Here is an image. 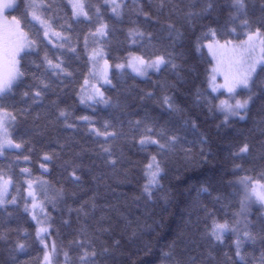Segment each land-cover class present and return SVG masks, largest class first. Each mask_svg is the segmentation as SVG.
<instances>
[{
	"label": "trees",
	"instance_id": "1",
	"mask_svg": "<svg viewBox=\"0 0 264 264\" xmlns=\"http://www.w3.org/2000/svg\"><path fill=\"white\" fill-rule=\"evenodd\" d=\"M43 2L53 5L45 15L53 23L55 31H60L61 25L73 24L68 0ZM121 2L125 5L124 14L117 19L105 6V0H87L93 15L95 8L101 7L103 18L111 27L106 52L109 75L115 87L105 86L102 91L111 98L113 107L83 106L78 100L80 88L89 72L84 34L93 26L87 23L73 24L70 34L74 44L79 38L78 50L74 54L47 44L40 27L31 22L28 30L32 38H36L39 31V39L43 43L40 56L28 55L21 61L25 77L6 105L16 116L10 133L16 143H21V149L8 150L0 155V170L13 176L8 199L16 197L18 204V207L8 206L11 216L0 210V235L4 237L0 239V264H41L44 257V248L36 239V226L23 210L24 201L28 199L25 180L29 177L21 173V168H28L32 179L47 181L50 195L60 188H64L66 193H76L75 197L67 195L55 206L51 202L46 204L51 224L47 243L51 250L54 245L59 257L64 256V262L65 252L69 253V259L75 264H78L79 256L82 255V251L70 246V242L77 238L78 229L84 221L82 218L78 220L75 211L69 213L68 209L78 208L93 197L98 205L96 217L106 213L110 220L105 226L108 223L112 225L111 234L101 235L96 240L97 251L104 246L112 249L113 242L119 241V247L113 250V254L106 261L98 257L97 264H176L189 257H195L199 262L209 251L203 233L211 226L213 219L220 223L227 222L230 227L237 221H248L254 226L252 231L257 234L264 225V204L253 198L249 205H244V184L241 183L246 177L251 178L252 182H264V160L260 159L261 144L264 143V125L261 123L264 121V111L261 110L264 100H255L246 120L232 118L230 123L225 124L224 114L215 108L224 95H214L208 88L212 62L204 48L202 52L195 49L197 38L209 29L218 31L221 42L234 38L228 32L232 27L227 7L230 0H216L217 9L192 24L185 21L184 15L188 11H199L202 0H170L169 7L163 13L155 7L157 0ZM17 4L20 9L6 13L9 17L19 16L24 11L25 0H17ZM172 4L177 5V8L173 9ZM262 4L264 0H248L253 21L260 16ZM138 6L149 13L151 19L146 21L142 14L138 15ZM168 22L174 23L183 33L182 41L175 47L176 53L184 54L176 61L181 65L179 76L170 67L150 72L145 78L116 69L117 63L127 62L130 53L147 58L153 51H171V42L162 30V25ZM132 27H139L145 32L142 43L133 44L129 41L127 34ZM149 33L152 34L151 45L155 47L149 44ZM207 42L201 40L202 44ZM44 45H47L54 62L55 57L61 56L72 76L61 80L47 73L46 78L52 86L42 103L33 105L31 100H25L23 93L34 90V86L38 85L34 74L35 77L44 74L43 68L37 69L35 66L40 63ZM197 91L211 100L212 111H209L207 104L196 102ZM165 96L172 98L179 112L170 113L167 110ZM246 96L247 93L242 91L238 98ZM53 101L71 113L70 122L76 125L75 129L57 127L54 130L48 125L45 112ZM26 108L29 109L27 113L23 111ZM80 117H88L91 124ZM137 120L144 122L140 128L133 127ZM185 120L189 121L186 129L183 127ZM106 121L112 125L107 131L119 133L114 140H110L113 153L120 160L116 170L106 167L98 156L104 137H97L90 131V128L105 131ZM192 122L196 124L195 129L191 127ZM146 125L154 127V137L162 128L169 132L180 129L181 142L163 154L157 145L141 146L138 141ZM245 143L249 145L250 152L242 158L234 155L239 153V148ZM62 144L65 145L63 148ZM46 152H55L59 156L47 162L43 160ZM24 156L29 157L28 161L23 160ZM153 156L163 162L165 175L160 181L163 187L154 189L149 200L143 195L145 167ZM69 159L82 161L92 169L89 171L85 167L78 173L81 176L79 187L70 182L62 167L64 161ZM42 163L47 164V171L41 168ZM65 220L70 223L65 224ZM88 224L89 233L92 234L95 225L91 220ZM235 239L236 234L228 231L222 243L213 242L212 264H232L235 259ZM18 241L25 243L26 247L23 252L14 253L12 249ZM243 252L248 264H256L264 252V243L259 235L255 242H246ZM166 253H170V256L166 257Z\"/></svg>",
	"mask_w": 264,
	"mask_h": 264
},
{
	"label": "snow or ice",
	"instance_id": "2",
	"mask_svg": "<svg viewBox=\"0 0 264 264\" xmlns=\"http://www.w3.org/2000/svg\"><path fill=\"white\" fill-rule=\"evenodd\" d=\"M69 4L73 24L79 25L87 23L93 26L84 34L83 42L89 64V72L84 83L90 87L91 91H86L82 86L80 102L82 104H88L89 106L104 105L105 107H113L111 98L106 97L104 91L101 90L105 86L115 87L109 75L110 65L106 52V45L111 31L110 24L103 18L101 7L97 6L95 8V14H92L91 6L87 3V0H69ZM169 4L170 0H157L155 7L159 12L163 13L169 7ZM105 6L110 8L113 17L117 19L122 18L125 5L121 0H105ZM171 6L173 9L177 8L175 4ZM52 7L53 5H46L43 0H26L24 11L19 16H12L7 31L5 32L0 29V155H3L8 150L21 149V143H16L9 131L11 125L16 121V116L6 105L10 96L14 94V90L23 82V78L25 77V71L22 68L21 61L28 55L36 54L40 56L43 41L39 39V31L37 32L36 38H32L28 30L31 22L34 21L40 25V28L43 30V38L47 41V44H52L54 48L61 50L67 49V51L74 54L77 53L79 38L77 37L76 43L74 44L73 37L70 34L73 31V24H68L67 26L61 25V30L55 31L53 23L45 15ZM217 7L216 0H202L199 11H188L185 13L184 19L187 23L192 24L196 19L211 15ZM227 7L230 23L232 24L228 32L234 38L224 39L223 43H221L218 31L209 29L208 32L198 37L195 43L197 52H202L203 48L207 47L215 61L211 69V75L209 76L211 92L217 93L218 90L223 89L228 94L227 100H221L218 105H215V108L224 114L225 124L230 123L233 117L246 120L255 100L257 98L264 100V4L261 5L260 16L255 21L250 18L248 0H230ZM19 9L20 5L15 0L0 2V18H4L9 11H18ZM136 12L138 15L142 14L146 21L151 19L149 13L144 12L142 7L138 6ZM29 17L31 21H29ZM162 30L166 32V38L171 42V51H153L147 58L144 55L130 53L127 64L117 63L115 65L116 69L122 70L127 67L137 76H144L150 69L159 72L170 67L179 76L181 65L176 61L181 59L184 54L182 52L176 53L175 47L182 41L183 33L172 22L162 25ZM127 35L131 43L137 44L145 40L146 34L139 27H132L128 30ZM241 35L243 38H241ZM209 36L211 37L210 40ZM52 37L56 38V42L53 41ZM147 39L150 46L155 47L151 45V33L147 34ZM201 40H208V43L202 44ZM257 52H259V55H257ZM5 62L7 64L6 70H4ZM35 66L37 69L43 68L44 74L40 77H35L34 74V79L38 80V85L34 86V90L25 91L23 97L25 100H31L33 105H39L42 103L48 89L52 86L51 82L46 78L47 73H51L57 79L61 80L65 77L70 78L72 73L65 67V62L61 59V56L55 57V62L50 58L47 45H44L40 63H36ZM218 76L223 78V83H217ZM93 80L95 83H90ZM242 91L246 92L247 96L246 98L238 99L237 97L240 96ZM150 96L151 94H149V98ZM195 96L198 104H207L209 111L213 110L211 100H208L203 93L197 91ZM232 100L235 103H231L230 101ZM164 105L170 113L180 111L171 97H164ZM28 110L26 108L23 111L27 113ZM261 110L264 111V105H262ZM38 118L39 116H37ZM45 118L47 119L48 125L54 130L57 127H62L66 130L76 128V125L70 122L71 113L66 108H60L56 101H53L51 107L46 110ZM80 119L91 124L88 117H80ZM129 123L132 124L131 121ZM143 123L137 120L134 122L133 127L140 128ZM261 123L264 125V121H261ZM188 126L189 121L185 120L183 127L186 129ZM104 127L105 131L103 132L96 128H90V131L95 133L97 137H104V142L100 146L98 156L103 159L106 167L116 170L120 165V160L114 155L110 140H114L119 133L116 131H107L109 127H112L107 121ZM191 127L193 129L196 128L195 122L191 123ZM154 132V127L146 125L138 143L141 146L147 144L157 145L160 153L163 154L173 150L181 142L180 129L169 132L167 129L162 128L156 133L155 137L153 136ZM262 134H264V127H262ZM57 143H59V140H57ZM64 146L62 144L61 148ZM249 152L250 147L245 143L239 148V153H234V155L242 158L243 155ZM58 156V153L46 152L43 155V160L51 162L58 158ZM78 156L79 154H77ZM19 159L20 157L17 156V160ZM28 159V156L23 157L24 161H28ZM260 159L264 160V143L261 144ZM40 166L47 171L46 163H42ZM62 167L67 172V177L70 182L76 187H79L81 176L78 173L88 166L84 165L82 161L78 162L77 159H69L64 161ZM88 170L91 171V167H88ZM20 171L29 177L25 180V183L27 184V197L31 199V204L28 203V199H25L23 210L37 223L36 239L45 247L44 264H54L53 258L56 254V249L53 247L52 253H49L47 244L45 243L46 236L51 228V224L49 223L50 217L45 211V205L51 202L55 206L56 203L63 201L67 195L75 197L76 193L74 191L66 193L64 188H60L56 189L50 195L47 181L32 179L28 168H21ZM146 174L149 180L144 186L143 195L151 200L154 194L153 190L163 187L160 183L165 175L163 162L153 156L147 165ZM94 179L99 178L94 177ZM241 183L244 184L246 189V201L250 202L255 198L256 201L264 204V183L252 182L251 178L247 177ZM250 183L252 187L248 191V185ZM12 185L13 176L10 173L0 170V210H3L9 216L12 213L8 211V206L18 207L16 197H12L11 200L8 199ZM41 196H43V199H41ZM97 208L96 198L93 197L90 201L83 202L78 208L73 209L69 207L68 209L69 213L75 211L78 220L82 218L84 221L78 229L77 238L70 242V246H75L82 251L78 264H97L98 257H103L106 261L113 254V250L119 247V241L117 240L113 242L112 249L104 246L97 251L96 240H99L101 235L111 234L112 231V225L110 223L105 226L110 220V217L106 213H102L97 218ZM37 210L44 214L43 218L38 215ZM206 215H210V213H206ZM90 220L95 225V230L92 234L89 233L88 221ZM64 223L69 224L70 221L65 220ZM253 227L248 221H237L230 227L227 222L220 223L213 219L211 226L207 227L203 233V239L209 245L207 256L199 262L195 257H189L186 261H177L176 264H212L211 246L213 242L222 243L224 234L228 231L236 234V239L233 242L235 246V259L232 261V264H248L243 252V246L246 242H255L257 235H259L261 242L264 243V225L261 226L259 234L252 231ZM2 238L4 237L0 235V239ZM25 247V243L18 241L12 251L14 253L23 252ZM64 255L65 264H75V262L69 259L68 252H65ZM165 256H170V253H166ZM256 264H264V252L261 253Z\"/></svg>",
	"mask_w": 264,
	"mask_h": 264
},
{
	"label": "rangeland",
	"instance_id": "3",
	"mask_svg": "<svg viewBox=\"0 0 264 264\" xmlns=\"http://www.w3.org/2000/svg\"><path fill=\"white\" fill-rule=\"evenodd\" d=\"M0 2H6V0H0ZM15 2L17 3V0H15ZM68 2H69V0H68ZM25 3H26V0H25ZM11 18L12 17H9L7 14H6V16L4 17V18H0V29H2L3 31H7V29H8V27L10 26V21H11ZM31 19V18H30ZM34 22V21H33ZM35 24H37L38 25V27H40V25L38 24V23H36V22H34ZM41 29V28H40ZM42 30V29H41ZM42 32H43V30H42ZM52 39H53V41H55L56 40V38L55 37H52ZM208 43V42H207ZM206 43V44H207ZM221 43H223V42H221ZM204 50L206 51V53H207V55H208V57L210 58V60H211V62H212V65H211V67H210V71H209V76L211 75V69H212V67L214 66V64H215V61L213 60V55H212V53H210L209 52V50H208V48L207 47H204ZM257 55H259V52H257ZM122 64H127V62L126 63H122ZM6 68H7V64H6V62H5V64H4V70H6ZM110 69V68H109ZM122 70H127V71H129V72H131V73H133L134 75H136L134 72H132V70L131 69H129V68H127V67H125L124 69H122ZM122 70H120V71H122ZM110 71V70H109ZM150 72H156L155 70H148V72L144 75V76H138V77H141V78H145V77H147L148 75H149V73ZM137 76V75H136ZM209 76H208V88H209V90L211 91V88L209 87ZM85 82V81H84ZM90 83H95V81L93 80V81H90ZM217 83H223V78L222 77H217ZM83 88L86 90V91H91V89H90V87H88L87 85H85V83H83ZM102 90V89H101ZM81 94H82V88H80V92H79V95H78V100H79V103L81 104V105H83V106H88V104H82L81 102H80V96H81ZM214 95H219V94H223L224 96L220 99V101L221 100H227L228 99V94L223 90V89H220V90H218V92L217 93H213ZM238 98V97H237ZM238 99H241V98H238ZM219 101V102H220ZM231 103H235V101L234 100H232V101H230ZM233 118H235V117H233ZM9 131H10V128H9ZM147 145H149V144H147ZM152 158V157H151ZM151 158H150V160H151ZM150 160H149V162H150ZM149 162H148V164H149ZM147 164V165H148ZM147 165H146V167H145V175H146V180H145V184H147L148 183V180H149V177H148V175L146 174V172H147ZM34 180H39V179H34ZM261 183H264V182H261ZM145 184H144V186H145ZM26 186H27V184H26ZM251 187H252V184L250 183L249 185H248V191H250L251 190ZM245 191H246V189H245V186H243V192H244V194H245ZM41 199H43V196H41ZM28 200H29V204H31V199L30 198H28ZM244 205H249V202L248 201H246L245 200V204ZM38 211V215L41 217V218H43V213L42 212H39V210H37ZM45 211L47 212V209H46V205H45ZM32 219V218H31ZM34 222V224H35V226H36V228H37V223L35 222V221H33ZM48 235V234H47ZM47 236H46V240H45V243L47 244V250H48V252L49 253H52V250H53V247H54V245H52V250H51V246H48V243H47ZM50 245V244H49ZM43 246V248H44V254H45V247H44V245H42ZM53 260H54V264H65V262H64V256H61V257H59L58 256V253L56 252V254H55V256H54V258H53ZM41 264H44V257H43V260H42V262H41Z\"/></svg>",
	"mask_w": 264,
	"mask_h": 264
}]
</instances>
